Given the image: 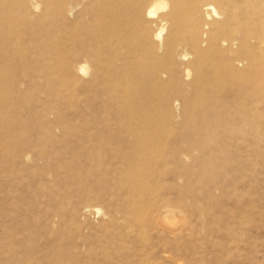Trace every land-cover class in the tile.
Instances as JSON below:
<instances>
[{
  "label": "rangeland",
  "instance_id": "374dc122",
  "mask_svg": "<svg viewBox=\"0 0 264 264\" xmlns=\"http://www.w3.org/2000/svg\"><path fill=\"white\" fill-rule=\"evenodd\" d=\"M220 1L255 56L205 41L202 68L231 60L245 75L264 61V0ZM50 2L11 11L14 54L0 57V264H264V73L210 82L213 99L190 110L163 104L137 43L155 48V21L135 32L113 0H80L65 16ZM84 19L134 46L123 60L99 48L97 88L75 71L84 57H53L74 50ZM173 68L182 84L190 68Z\"/></svg>",
  "mask_w": 264,
  "mask_h": 264
},
{
  "label": "bare ground",
  "instance_id": "6f19581e",
  "mask_svg": "<svg viewBox=\"0 0 264 264\" xmlns=\"http://www.w3.org/2000/svg\"><path fill=\"white\" fill-rule=\"evenodd\" d=\"M140 1L143 0H113L114 15L117 18L121 17L127 25L135 29V32H138L145 22L148 24V27L152 20L155 21L156 28L150 35L155 41V48L151 51L146 50L143 46L146 44V40L139 33H137V43L141 46V57H149L141 71L142 80L150 82L153 90H159L157 93L158 102L163 104L168 103L171 97L174 96L176 99L179 98L183 101L184 109L190 110L195 104H201L204 100L213 99L212 92L216 90V87L210 86V82H218L217 84L220 86L225 80H230L240 85L244 79L250 83H254L258 78L263 77L264 61H260L259 63L249 62L246 66L245 75H240L236 72L237 63L231 60L223 63L220 70L212 72L203 70L201 64L203 55L202 44L205 41L213 52L217 51L218 47H220L219 44L225 45L224 43L226 42L228 51L236 48V51L242 55L250 58H254L255 56V52L251 50L252 46H250L249 39L253 37H250L247 30H243L237 34L238 27L233 23V16L222 15L215 7L214 2L220 3V0H147L142 10ZM79 2L80 0H51L50 5L46 6V9L54 13L62 12L65 16ZM24 5L25 0H0V57H13L14 53L9 55V43L12 41L13 36L16 37V35L11 33L12 20L10 15L13 10H15L14 12L22 13L21 8ZM37 7L38 5L35 3L30 5V9L33 11ZM197 16L202 19L200 24L195 21V17ZM79 26L81 36H76L77 40L75 39L76 41L74 42L76 44L74 50L71 53H67L59 49L54 53L53 57H84L85 63L78 64L75 67V71L78 75L82 76L88 74V78L84 81V86L97 88L100 78L99 48H103V51L108 53V55L111 54L123 60L133 52L134 46L131 45L132 43L127 45V42L125 45L124 43L122 45V41L118 40L121 36L115 34L111 29L106 28L100 33L95 31L90 20L84 19ZM64 40L67 41L68 37L65 36ZM57 43L58 41L56 40V45ZM260 43H264V38H261ZM103 44L104 47L100 46ZM13 48L15 49V47ZM16 51L15 53H17ZM18 52L21 51L19 50ZM189 54H193V57H189L190 59H188ZM121 57L124 58L122 59ZM185 63L190 70L188 68L183 69L185 81L183 80L182 84H178L177 81H174L173 66L176 70H179L181 69L180 65ZM68 67L69 65L66 62L63 63V70H67ZM209 75L212 76L211 79ZM174 89L176 92L173 93ZM190 117L192 116L190 115ZM159 209L156 208L155 211ZM99 210V208H94L96 212ZM154 216L156 217L157 215ZM162 216L155 218V220L158 219L157 222H163L162 220L165 218ZM170 231H173V235L176 229H170ZM177 262H174V264H179Z\"/></svg>",
  "mask_w": 264,
  "mask_h": 264
}]
</instances>
